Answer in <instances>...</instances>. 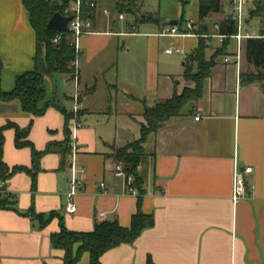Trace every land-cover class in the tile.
Segmentation results:
<instances>
[{"label":"crops","instance_id":"obj_1","mask_svg":"<svg viewBox=\"0 0 264 264\" xmlns=\"http://www.w3.org/2000/svg\"><path fill=\"white\" fill-rule=\"evenodd\" d=\"M145 1L127 7L138 10L140 17L128 21L121 31L114 24L127 16L121 18V12L112 18V10L102 11L98 0L93 31L79 40L82 125L75 138L71 129L68 133L72 120L65 111L74 107L73 73L46 77V97L40 105H58H49L39 115L27 112L20 99L0 97V128L11 121L29 128L28 139L38 150L50 143L64 148L69 136L71 140L66 153L53 150L42 155L35 189L26 171L7 181L16 209L0 208V264H64L65 250L55 247L51 239L62 220L76 231L93 230L97 219L114 217L130 226L139 209L152 213L155 224L133 243L106 251L101 256L104 264H147L150 259L156 264H264V90L247 75L256 67L246 58L243 39L240 60L238 40L231 38L204 79L201 99L188 102L183 114L149 134L140 165L141 202L126 178L117 174V162L107 156L141 135L146 106L196 86V81L185 77L187 57L195 53L201 37L208 43L206 58L215 55L224 40L218 36L220 22L233 8L232 0H222L221 11L201 18L200 0L185 5L180 0H159L160 6L174 8L162 17ZM252 5L245 31L258 36L264 28L258 32L250 27V19L257 16L251 14ZM184 12L189 17L185 26L180 21L171 23ZM102 13L108 19L104 29L99 26ZM188 21L192 28L187 27ZM170 25L187 34H160ZM126 35L136 37L135 47L125 40L121 43L120 37ZM214 35L220 39L216 45ZM163 38H171L174 45L166 46L169 42ZM37 49V33L24 0H0L4 91L12 90L17 76L35 67ZM131 50L132 55L126 56ZM162 51L181 56L167 58ZM4 160L10 166L33 167L32 148L16 145L14 127L5 128ZM235 162L254 168L247 174V194L238 201L232 197ZM73 165L82 186L78 210L68 212L65 204ZM31 209L47 219L52 212L57 214L44 223L41 217L24 213ZM78 264H91L89 251Z\"/></svg>","mask_w":264,"mask_h":264},{"label":"trees","instance_id":"obj_2","mask_svg":"<svg viewBox=\"0 0 264 264\" xmlns=\"http://www.w3.org/2000/svg\"><path fill=\"white\" fill-rule=\"evenodd\" d=\"M185 5L189 0H180ZM137 0H118V7L123 9L130 5L135 6ZM25 5L30 11L31 23L36 30L38 38V49L35 56V67L26 71L16 78L15 87L10 91L1 88L2 73L5 61L0 52V97L4 100L20 99L23 108L32 114L39 115L45 112L46 108L56 102H47L40 105L46 97V77L57 73H73V62L78 54L75 44L72 43L73 36L71 31H64L61 40L54 41L60 31L48 28V22L57 12H64V7L58 1L53 0H24ZM222 0H200V17L205 18L211 12L221 11ZM95 10L87 8L85 15H93ZM220 33L227 34L223 44L217 48L215 55L208 60L206 58V48L208 43L204 37L200 38L199 46L194 54L187 57L185 77L196 81L195 87H185L182 92L166 99L159 100L153 106H146L144 111L145 121L142 123L141 135L130 141L124 146L114 148V151L107 156L112 157L117 163L122 162L128 173L135 176L134 184L138 187L139 201L144 195L142 183L143 175L140 172V165L146 156L145 142L150 133L159 130L171 117L183 114L185 106L192 100H200L203 95L204 79L211 74V69L215 64V57L225 53L231 35L238 32L237 25L232 15L220 22ZM45 43V50H41L42 43ZM245 55L249 63L256 67L254 79L264 80V32L260 35L249 36L245 41ZM198 64L197 69L194 65ZM249 79L251 73H247ZM253 75V74H252ZM253 81V80H251ZM58 105V104H56ZM66 111L68 120L72 117V112ZM81 114V112H80ZM14 127L16 130V145L22 147L29 145L33 152V167L26 165L10 166L4 160L5 128ZM68 133L70 128L67 126ZM29 128H23L15 122H8L0 128V181L6 183L16 173L26 171L33 177V189L37 184V173L40 169V158L46 152L59 150L66 153L70 149V136L64 148H58L50 143L45 150H38L32 141L28 139ZM13 194L6 187L0 190V208H15ZM23 213V212H22ZM25 214H32L41 217L43 222L49 221L50 217L56 215L52 212L47 219L43 214H36L31 209ZM155 224V217L152 213H146L139 209L132 217L130 226H124L117 217L112 219H97L95 227L90 231L70 230L61 221L59 231L52 233L51 239L55 247L65 250L64 264H78L82 254L89 251L91 254V264H104L101 256L108 250L122 244L133 243L143 232L144 229ZM77 245V248H76ZM147 264H156L152 259Z\"/></svg>","mask_w":264,"mask_h":264},{"label":"built area","instance_id":"obj_3","mask_svg":"<svg viewBox=\"0 0 264 264\" xmlns=\"http://www.w3.org/2000/svg\"><path fill=\"white\" fill-rule=\"evenodd\" d=\"M260 0H232L233 8L231 11V15L233 20L235 21L237 25L238 32L236 34L231 35V38H236L238 40V52H237V58L238 61L241 58V49L242 44L241 41L245 37L253 36L251 33H248L245 31V25H246V11L248 7L252 4H256ZM59 3L64 6V15H71L73 18L69 22V31H71L73 40L72 43L75 44L77 48L78 54L79 52V40L81 36L87 32L93 31V15H85V10L87 8H90L92 10H96L98 7V0H59ZM106 13L109 14L110 10L106 9ZM121 18L125 17L124 13L120 14ZM187 27L192 28L193 23L192 21L187 22ZM64 31H60V33L54 38L55 42H58L61 40L62 33ZM160 34L163 35H176L181 34L185 35L187 34L185 31H181L178 25H170L166 26L162 29ZM218 36L221 39H224L228 37L227 34H218ZM177 51H180V49H176ZM167 51L172 52L173 49H168ZM79 56L75 59L73 62L74 67V77L76 80V90L75 94L73 96L74 99V107L72 109V122L69 124V128L73 132L74 138L77 135L78 128L82 125V122L79 121V115H80V109H81V96L82 92L79 89V73H80V59ZM228 60V58H227ZM200 115L196 116V119H200ZM73 149L75 151L76 144L74 142ZM254 168L252 166H246L245 168H242L238 162H235L234 167V179H233V199L234 201H238L241 198H243L248 191V179L247 174L253 172ZM116 171L118 175H122L126 178L130 191L134 194H139L140 191L138 187L134 184L135 176L131 173H128L127 170L124 167V164L122 162H118L116 164ZM103 186H106L105 182H102ZM82 186V180L78 175V170L75 165H73L71 169V177L69 179V189L67 192L66 197V204L65 208L68 212H76L78 210V202H77V195L81 191ZM6 187V181L1 180L0 181V190H3Z\"/></svg>","mask_w":264,"mask_h":264},{"label":"rangeland","instance_id":"obj_4","mask_svg":"<svg viewBox=\"0 0 264 264\" xmlns=\"http://www.w3.org/2000/svg\"><path fill=\"white\" fill-rule=\"evenodd\" d=\"M53 1H55V0H53ZM56 1L59 2V0H56ZM99 5H100L99 7L101 8L102 11L104 9H111L112 10V14H111L112 18L115 17V16L119 17V14L121 12H123L127 16L126 20H121V19L117 20V22L114 24V29L115 30H121V31L122 30H126V28L128 26V21L136 22L137 18L140 17V13H139L138 10H134L132 12H129L126 7L123 8V9L119 8L118 7V0H99ZM145 5L148 8H151L153 10H157L162 17H164L166 13L170 12V10L174 9L171 5H163V6L161 5L160 6V1L159 0H154V1L146 0L145 1ZM62 13H64V12H62ZM251 14L252 15H257V16H255L254 18L250 19V27L252 29L254 28L258 32H262V28H264V0H260L255 5H252ZM249 16H250V14H249V7H248V9L246 11V17L249 18ZM186 19H189V17H188V15L185 14V12H184L183 15H180L177 18V20L182 23V26H185V20ZM107 20L108 19L106 18V15L104 16L103 13H102L101 17H100V22H99L100 28H102V29L106 28ZM163 39L166 40L169 43L172 40L171 38H163ZM246 39L247 38H243V41H244L243 42L244 43L243 44V50H245V41H246ZM120 40H121V43L123 42V40H125L127 45H132L134 47H135V44H137L136 37L130 36V35L121 36ZM218 43H220V39L214 35V37H213V45H216ZM233 43H235V42H233ZM168 44L166 43V46H171V45L173 46L174 45L173 43H170L169 45ZM41 50H45V43L44 42L42 43ZM132 53H133V50H131L129 55H126V56L129 57V56L132 55ZM164 54H165V52L162 51V55L165 56V57L167 56V58L168 57L169 58H175V57L181 56L180 53H176V52L173 53V54H169V55H164ZM123 56H125V55H123ZM255 72H250L251 73L250 78H251V80L258 82L261 85V87L263 88V90H264V80H261V79H258V78L254 79L253 76L256 74ZM193 81H195V80H193ZM73 91H74V89H73ZM67 93H69V91H67ZM73 93L74 92H72V94ZM61 97H63V96H61ZM80 112H81V109H80Z\"/></svg>","mask_w":264,"mask_h":264},{"label":"water","instance_id":"obj_5","mask_svg":"<svg viewBox=\"0 0 264 264\" xmlns=\"http://www.w3.org/2000/svg\"><path fill=\"white\" fill-rule=\"evenodd\" d=\"M129 12L132 11V8L128 9ZM73 18V16L64 15L60 11H57L49 20L48 28L56 31H68L69 30V22ZM171 23L176 24L178 20H172Z\"/></svg>","mask_w":264,"mask_h":264}]
</instances>
